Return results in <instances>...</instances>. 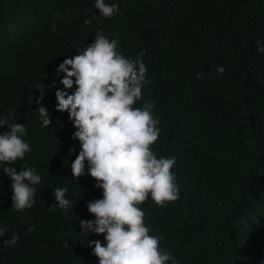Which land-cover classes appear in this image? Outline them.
Segmentation results:
<instances>
[{
  "label": "trees",
  "instance_id": "obj_1",
  "mask_svg": "<svg viewBox=\"0 0 264 264\" xmlns=\"http://www.w3.org/2000/svg\"><path fill=\"white\" fill-rule=\"evenodd\" d=\"M118 2L120 11L108 18L93 0H0V116L14 113L25 123L32 146L12 165H35L42 175L36 203L18 211L0 167V226L8 229L0 264H98L80 220L94 218L87 203L102 189L90 175L72 178L80 145L67 111L54 107L56 87H63L54 66L93 42L99 29L118 35L127 57L144 50L149 82L134 106L154 101L161 131L151 147L157 158L177 157L179 198L140 204L151 234L180 264H264V53L256 51L264 40V0ZM41 83L47 92L38 103ZM40 103L52 125L42 126ZM63 186L75 202L67 212L52 195ZM14 232L18 242L5 245Z\"/></svg>",
  "mask_w": 264,
  "mask_h": 264
},
{
  "label": "clouds",
  "instance_id": "obj_2",
  "mask_svg": "<svg viewBox=\"0 0 264 264\" xmlns=\"http://www.w3.org/2000/svg\"><path fill=\"white\" fill-rule=\"evenodd\" d=\"M93 2L104 17L111 18L120 11L118 0ZM91 22V18L85 20L86 24ZM51 27L56 29L55 24ZM118 43V35L109 37L99 29L93 42L54 66V76L63 85L56 87L55 80L51 85L56 87L54 107L67 111L75 129L71 136L80 145L71 161L72 178L78 182L79 177L90 175L95 178V187L102 189L100 198L88 201L94 218L81 219L80 231L87 233V246L98 264H180L173 252L161 248V237L151 234L140 207L149 198L160 206L179 198L180 186L173 171L177 157L157 158L151 147L161 131L154 101L134 106L143 98L142 89L149 82L144 50L136 58L127 57L118 50ZM256 51L264 53V40L257 41ZM216 71L223 73L225 66L218 65ZM44 86L41 83L36 88L40 90L38 103L47 92ZM38 110L42 126L52 125L49 109L40 103ZM12 117L14 113L0 116V126H7L0 131V167L11 181V207L23 211L36 203V185L42 175L35 165L25 164L19 170L12 165L32 151L30 141L24 139L25 123ZM73 152L75 146L69 148V153ZM53 189L58 206L65 212L73 209L75 202L66 196L68 187ZM7 231L0 226V237ZM90 234L104 237L103 242L90 239ZM18 240L19 234L14 232L3 243L15 245Z\"/></svg>",
  "mask_w": 264,
  "mask_h": 264
}]
</instances>
